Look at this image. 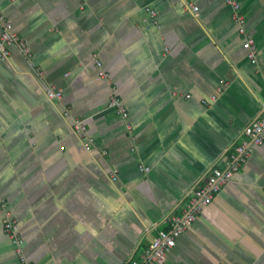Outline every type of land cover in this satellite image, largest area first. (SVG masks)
<instances>
[{"label":"crops","instance_id":"obj_1","mask_svg":"<svg viewBox=\"0 0 264 264\" xmlns=\"http://www.w3.org/2000/svg\"><path fill=\"white\" fill-rule=\"evenodd\" d=\"M238 1L255 64L225 0H0L31 50L0 65V264L3 203L30 264H129L225 168L264 107V0ZM163 264H264V143Z\"/></svg>","mask_w":264,"mask_h":264},{"label":"built area","instance_id":"obj_2","mask_svg":"<svg viewBox=\"0 0 264 264\" xmlns=\"http://www.w3.org/2000/svg\"><path fill=\"white\" fill-rule=\"evenodd\" d=\"M225 3L232 9L233 21L238 28L239 34L243 36V48L247 51V55L252 64L256 63V49L253 38L247 34L244 28L245 16L241 12L238 0H225ZM196 6H192L193 11H197ZM154 15L153 12H150ZM0 65L6 61L11 53V48L15 47L26 59L31 58L30 47L23 41L12 29V25L4 19L0 10ZM99 69V76L109 79L107 73L101 69V63L96 61ZM38 74L42 75V71L38 69ZM46 97L50 100H61L62 92L55 86H48L45 89ZM109 105L115 109L122 119H126L128 112L122 101L117 97L116 93H111ZM127 129L130 130L128 124ZM74 131L81 138L86 137V127L79 120L74 121ZM242 139L229 152L226 166L223 169L213 168L209 175L200 186L189 189L185 195L184 208L180 215H168L164 222L167 224L165 230L159 231L153 236L146 248H144L137 257L130 260L129 264H163L167 259V253L176 243V239L186 231H188L203 207L209 205L214 196L221 188L230 181L235 173L247 162L251 148L260 146L264 143V107L259 117L250 122L242 131ZM84 146L90 149L88 141L84 142ZM141 171L148 172V168H141ZM115 179V177H113ZM2 227L4 233L8 236L15 248V254L19 264H30L23 251V239L19 231V225L12 216L11 211L6 204H1Z\"/></svg>","mask_w":264,"mask_h":264},{"label":"bare ground","instance_id":"obj_3","mask_svg":"<svg viewBox=\"0 0 264 264\" xmlns=\"http://www.w3.org/2000/svg\"><path fill=\"white\" fill-rule=\"evenodd\" d=\"M113 110V109H112ZM184 204V203H183ZM183 209V208H182Z\"/></svg>","mask_w":264,"mask_h":264}]
</instances>
